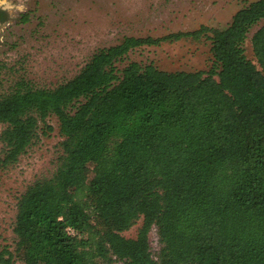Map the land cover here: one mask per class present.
I'll list each match as a JSON object with an SVG mask.
<instances>
[{"label":"trees","instance_id":"16d2710c","mask_svg":"<svg viewBox=\"0 0 264 264\" xmlns=\"http://www.w3.org/2000/svg\"><path fill=\"white\" fill-rule=\"evenodd\" d=\"M263 20L254 0L225 28L126 37L54 87L0 71V173L51 118L60 137L54 171L16 199L0 264H264V25L254 60L245 47ZM184 40L210 44L208 69L129 58Z\"/></svg>","mask_w":264,"mask_h":264},{"label":"rangeland","instance_id":"374dc122","mask_svg":"<svg viewBox=\"0 0 264 264\" xmlns=\"http://www.w3.org/2000/svg\"><path fill=\"white\" fill-rule=\"evenodd\" d=\"M253 1L11 0L23 3L26 11L7 10L8 20L0 26V71L13 80L23 76L41 86L54 87L76 76L98 49L118 45L126 37L159 38L201 26L225 28L237 11ZM263 25L264 20L246 42L251 60L250 38ZM129 58L153 63L165 71L205 70L210 65V44L184 40L144 47ZM49 124L54 129L50 136H41L16 166L0 173V250L11 238L17 197L36 178L54 171L60 155L59 123L51 118ZM137 229L125 236L136 237Z\"/></svg>","mask_w":264,"mask_h":264},{"label":"clouds","instance_id":"9594fccd","mask_svg":"<svg viewBox=\"0 0 264 264\" xmlns=\"http://www.w3.org/2000/svg\"><path fill=\"white\" fill-rule=\"evenodd\" d=\"M0 8L8 10L10 13L12 12V10L21 13L26 11L23 3H12L11 0H0Z\"/></svg>","mask_w":264,"mask_h":264},{"label":"built area","instance_id":"2783aa9c","mask_svg":"<svg viewBox=\"0 0 264 264\" xmlns=\"http://www.w3.org/2000/svg\"><path fill=\"white\" fill-rule=\"evenodd\" d=\"M149 237H150V243H151V247H152L153 252H157L159 250V242H158L159 238H158V234H157V229L156 228H154L151 231ZM152 237H154V240L152 239ZM153 242H155V246H153Z\"/></svg>","mask_w":264,"mask_h":264},{"label":"flooded vegetation","instance_id":"af4514ba","mask_svg":"<svg viewBox=\"0 0 264 264\" xmlns=\"http://www.w3.org/2000/svg\"><path fill=\"white\" fill-rule=\"evenodd\" d=\"M0 12H2L1 13V17L3 18H1L0 17V26H2L3 24H5L6 23V21L8 20V14H7V10H4L3 8H0ZM6 15V17H7V19L5 20L4 19V16Z\"/></svg>","mask_w":264,"mask_h":264}]
</instances>
